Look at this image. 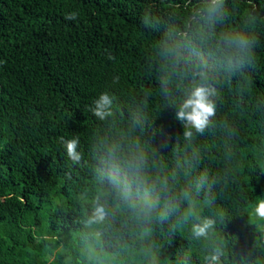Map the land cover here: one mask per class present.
Masks as SVG:
<instances>
[{
    "label": "trees",
    "instance_id": "obj_1",
    "mask_svg": "<svg viewBox=\"0 0 264 264\" xmlns=\"http://www.w3.org/2000/svg\"><path fill=\"white\" fill-rule=\"evenodd\" d=\"M193 3L0 0V264H83L78 237L101 192L94 149L144 138L156 150L155 171L170 177L176 193L191 188L192 199L162 223L141 224L115 208V227L103 238L106 257L115 264H209L218 245V264H264V220L252 212L264 196V21L254 27L251 65L232 76L213 69L217 115L189 142L161 95L154 42L170 22L182 26ZM228 7L227 27L239 28L247 0H229ZM146 10L159 24L147 32ZM73 11L77 20H65ZM105 91L115 96L114 114L100 121L89 107ZM138 113L143 127L133 126ZM75 136L83 159L73 167L60 137ZM205 174L215 183L198 193L194 181ZM189 208L217 218L209 237L191 236V221L183 220ZM64 232L75 237L57 236Z\"/></svg>",
    "mask_w": 264,
    "mask_h": 264
},
{
    "label": "clouds",
    "instance_id": "obj_2",
    "mask_svg": "<svg viewBox=\"0 0 264 264\" xmlns=\"http://www.w3.org/2000/svg\"><path fill=\"white\" fill-rule=\"evenodd\" d=\"M228 3L229 0H194L182 26L170 22L163 35L154 42L161 95L166 104L175 109L174 119L183 126V137L189 142L194 134L202 135L217 115V100L221 93L214 82L213 69L218 68L232 76L254 61L258 44L254 27L264 21V4L247 0L248 7L240 19V27L229 29L227 24L232 14ZM78 15V12H69L64 19L75 21ZM176 15L172 13V16ZM141 24L145 32L159 27L150 10L142 15ZM108 59L114 57L109 54ZM119 79L114 76L113 84ZM175 92H180L178 98ZM114 101L113 93L102 92L92 101L89 111L95 119L104 121L113 116ZM142 116L138 113L133 117V126H144ZM60 143L71 165H80L83 159L80 138L60 137ZM93 155L94 176L101 192L88 206L84 228L78 237L79 255L83 264H115L105 255L110 245L103 239L115 227V208L123 209L141 224L162 223L180 213L182 202L192 199L191 188L176 193L169 183L170 177L155 171L156 165L151 162L156 159V150L148 138L126 145L109 141L102 148H95ZM182 167L177 164V168ZM175 175L173 172L172 176ZM212 183L215 180L210 181L205 174L196 178L193 186L199 193L210 188ZM252 212L264 220V196L252 204ZM183 220L191 221L190 234L197 240L209 237L218 223L217 218L201 216L193 208H189ZM220 223L224 225L222 217ZM222 255V246L217 245L212 247L206 259L209 264H218ZM149 264H157V259L150 258ZM183 264H187V259Z\"/></svg>",
    "mask_w": 264,
    "mask_h": 264
},
{
    "label": "rangeland",
    "instance_id": "obj_3",
    "mask_svg": "<svg viewBox=\"0 0 264 264\" xmlns=\"http://www.w3.org/2000/svg\"><path fill=\"white\" fill-rule=\"evenodd\" d=\"M57 236H58L59 238L73 239V236L75 237V234L64 232V233H59ZM108 256H109V257H113L112 254H108Z\"/></svg>",
    "mask_w": 264,
    "mask_h": 264
}]
</instances>
